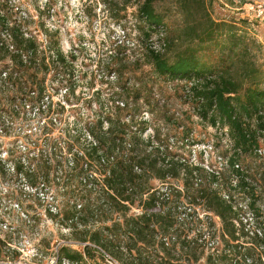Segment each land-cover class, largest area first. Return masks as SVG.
<instances>
[{"label":"trees","instance_id":"16d2710c","mask_svg":"<svg viewBox=\"0 0 264 264\" xmlns=\"http://www.w3.org/2000/svg\"><path fill=\"white\" fill-rule=\"evenodd\" d=\"M130 1L124 0L120 7L104 0L111 14L126 10ZM160 1L139 0L141 32L147 40L157 34L159 45L151 44L133 68L147 64L157 77L191 82L188 95L201 118L217 129L227 128L232 155L220 154L219 163L194 164L171 156L152 139L148 141L152 148L143 149L142 131L133 128L130 98L139 99L144 87L117 86L113 95L121 98L122 106L109 107L105 117L88 127L92 139H85L86 145L70 161L79 194L63 213V221L94 229L78 237L83 250L62 245L57 262L88 263L89 256L100 258L97 264H107L105 252L119 264H264V175L241 160L245 153L264 157L262 46L237 21L215 18L213 0H173L174 12L181 16L174 24L168 17L172 10L158 9ZM7 6L0 0V90L13 89V98L21 105L6 111L5 117L11 123L20 120L24 133L33 128L48 133L65 104L53 100L55 89L37 81L38 73L52 71L54 78H66L62 86L69 94L74 86L68 80L67 60L51 42L49 55L40 50L26 28L27 19L18 18ZM122 18L117 17L119 23ZM122 28L126 35V26ZM125 47L117 40L109 49L106 68L114 75L125 70L120 57ZM185 127L182 139L191 129ZM19 160L14 166L17 172L34 178L31 186L42 184L45 192L49 185L37 181L36 171L26 167L22 157Z\"/></svg>","mask_w":264,"mask_h":264},{"label":"rangeland","instance_id":"374dc122","mask_svg":"<svg viewBox=\"0 0 264 264\" xmlns=\"http://www.w3.org/2000/svg\"><path fill=\"white\" fill-rule=\"evenodd\" d=\"M5 1L16 16H21L18 18L27 19L26 28L36 38L40 50L49 55L50 42L60 49L67 60L68 80L74 90L67 94L62 86L67 83L66 78H54L52 71L46 75L43 71L38 73L37 81L44 80L48 88L55 89L52 98L62 101L65 111L55 116L57 120L48 133L27 128L30 136L23 132L20 120L11 123L5 117L6 111L21 105L20 100L13 98L15 91L0 90V264H60L57 254L62 245L83 250L84 244L78 237L89 234L94 227L68 226L62 218L79 194L78 180L70 175V161L73 153L86 145L85 139H92L88 127L105 117L109 107L122 106L121 98L113 95L119 85L144 87L139 99L130 98L133 128L142 131L143 149L152 148L148 142L152 139L171 156L189 159L194 164L219 163L220 154L232 155V143L223 140L221 128L201 118L195 100L188 95L187 85L191 82L157 77L147 64L133 68V62L142 61L151 44L159 45L157 34L147 40L141 32L139 0H131L119 14H111L104 0ZM111 1L122 7L124 0ZM172 4L173 0H161L157 5L161 11L172 10L169 24L181 20ZM211 12L217 19L237 21L243 31L260 43L264 57V0H213ZM115 15L123 17L120 23L126 26V35ZM117 40L126 44L120 56L126 66L120 76L106 68L109 49ZM35 119L32 122L37 124ZM107 125L105 122V129ZM183 125L191 128L186 139L181 137ZM7 157L10 159L5 160ZM21 157L26 167L36 171L37 181L42 179L49 185L43 190L47 193L41 192L42 184L32 187L31 182L36 180H29L14 168ZM241 160L254 173L264 175V157L245 153ZM216 222L219 225L218 219ZM220 241L224 245L222 238ZM88 259L87 264L101 261L98 257ZM200 262L204 263L205 257Z\"/></svg>","mask_w":264,"mask_h":264},{"label":"built area","instance_id":"2783aa9c","mask_svg":"<svg viewBox=\"0 0 264 264\" xmlns=\"http://www.w3.org/2000/svg\"><path fill=\"white\" fill-rule=\"evenodd\" d=\"M221 135L223 137V140H225V142H230L231 143L227 128H225L224 131L221 130ZM262 149L259 150L260 153H262ZM104 254H105V260H106L107 264H119L118 261H116L112 256H110L109 254H107L105 252H104ZM85 263L87 264V262L83 263V262H80V261H71V260H68V259H64L62 262H60V264H85Z\"/></svg>","mask_w":264,"mask_h":264}]
</instances>
